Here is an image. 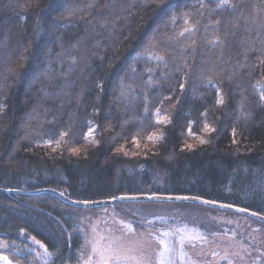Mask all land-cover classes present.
Here are the masks:
<instances>
[{"label":"trees","instance_id":"obj_1","mask_svg":"<svg viewBox=\"0 0 264 264\" xmlns=\"http://www.w3.org/2000/svg\"><path fill=\"white\" fill-rule=\"evenodd\" d=\"M217 2L0 0L1 240L35 237L54 264H79L75 212L129 218L123 207L154 204L79 208L28 193L44 189L87 203L192 196L264 216V0ZM157 108L171 123H155ZM62 132L66 143L47 146Z\"/></svg>","mask_w":264,"mask_h":264},{"label":"rangeland","instance_id":"obj_2","mask_svg":"<svg viewBox=\"0 0 264 264\" xmlns=\"http://www.w3.org/2000/svg\"><path fill=\"white\" fill-rule=\"evenodd\" d=\"M145 203L154 204L123 207L122 214H127L129 218L114 209L104 208L90 211L91 213L75 212L79 227L77 233L82 235L84 241L79 264H83L82 256L90 252L89 241L93 237V228L96 233L119 236L126 231L124 224H130L137 234L132 237L129 233V237L135 239L140 238V233L144 234L140 241L149 252L159 249L160 246L154 237L161 231L187 225L188 231L185 234L193 239L185 241V256L183 260L177 258L176 264H191V261L196 264H229V261L231 264H264V225L252 221L249 217L179 202ZM197 234L205 239H199ZM172 239L179 247L178 236ZM0 256L8 257L11 264H54L56 258L54 252L47 250L46 253L45 248L31 238L25 239L24 243H9L0 239ZM93 259L95 260V257ZM0 264L6 262L0 259Z\"/></svg>","mask_w":264,"mask_h":264},{"label":"snow or ice","instance_id":"obj_3","mask_svg":"<svg viewBox=\"0 0 264 264\" xmlns=\"http://www.w3.org/2000/svg\"><path fill=\"white\" fill-rule=\"evenodd\" d=\"M203 6L204 3L203 0H201V7ZM216 7L234 8V5L230 2V0H218ZM171 20L172 23L175 24L177 17L173 15L171 17ZM184 23L188 24V19H185ZM217 23H219V21H217ZM193 32V27H185L181 32L178 33V35L180 37H183L186 33ZM169 39H171V37H169ZM149 58H152L150 54ZM154 58L156 60H163L162 56H156ZM262 63H264V61H262ZM133 71H135V69H133ZM209 84H211V81H209ZM179 87L181 90H183L184 84H180ZM166 99H171V97H167ZM260 99L264 100V93L261 94ZM216 103L223 104V97L220 96L217 99ZM148 111L149 109L146 106L145 112L147 113ZM153 115L155 123L158 125L171 123L170 117L168 115L162 114L159 108L156 109ZM204 129L205 131H215V129L210 128L207 124L204 125ZM94 131L95 130L90 127L88 132L84 136V139L87 141L90 137L93 136ZM187 134L189 136H195V134L192 132L191 127L188 128ZM67 135V132H62L60 134V139L55 141L49 140L47 142V146L51 147L52 144L55 143V145L59 147L62 142L66 143L63 138ZM233 136H235V130H233ZM161 138L162 134L157 135L156 133H152L147 136V140L153 143L160 140ZM195 138L199 140L200 144H206L208 142L199 137ZM91 142L96 143L95 140H92ZM134 143H136L137 147L140 146V142L138 140H134ZM233 143H235V140H233ZM184 147L191 150L193 148V145L185 144ZM53 151H55V148L53 149ZM70 151L73 154H78L81 149L71 148ZM116 152H124L125 155L128 154L124 151L123 146L116 148ZM183 199H187V197H183ZM149 223H151V221H149ZM123 228L126 231H124L123 234L119 236L114 234L96 233V229L93 228V237L89 241V243L91 244L90 252L86 256H82L83 264H176L177 258L183 260L185 256V253L183 251L185 241L193 239L192 236H188L185 234L188 231L187 225H184V227H176L174 230H164L161 231L158 236L154 237V239L160 246L159 249L154 252H149L146 247L141 244L140 241V238H142L144 235L143 233L139 234L140 238L133 239L132 237H136L137 234L132 226L130 224H124ZM129 233L132 234V237H129ZM149 235H152V233H149ZM197 235L199 239H205V237H203L202 235ZM177 236L179 247H177L176 243H174L172 239L173 237ZM33 240L35 241V243L40 244L41 247H44L45 252L47 253V248L39 240H36L35 237H33ZM93 257H95V260L93 259ZM0 259L4 260L6 264H11V261H9L8 257L6 256H0ZM191 264H196V262L191 261ZM229 264H231V261H229Z\"/></svg>","mask_w":264,"mask_h":264},{"label":"water","instance_id":"obj_4","mask_svg":"<svg viewBox=\"0 0 264 264\" xmlns=\"http://www.w3.org/2000/svg\"><path fill=\"white\" fill-rule=\"evenodd\" d=\"M29 194H36V193H51L56 196H58L60 199L65 201L66 203L70 204L74 207L79 208H96V207H108L113 206L118 203H125V202H179V203H192V204H199L211 208H215L218 210H227L231 212H235L238 214H242L244 216L253 218L255 220L264 222V216L258 213H255L253 211L242 209L236 206L227 205L223 203H217V202H211L206 201L201 198L192 197V196H174V195H126V196H120L119 198L113 199V200H102V201H96V202H76L74 200H71L64 196V194L51 190V189H44L37 192H28ZM183 197H187V199H183ZM230 206V207H229Z\"/></svg>","mask_w":264,"mask_h":264}]
</instances>
